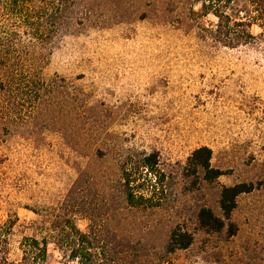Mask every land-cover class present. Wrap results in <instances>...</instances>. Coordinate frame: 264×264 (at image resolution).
I'll list each match as a JSON object with an SVG mask.
<instances>
[{
	"label": "rangeland",
	"instance_id": "obj_1",
	"mask_svg": "<svg viewBox=\"0 0 264 264\" xmlns=\"http://www.w3.org/2000/svg\"><path fill=\"white\" fill-rule=\"evenodd\" d=\"M27 6L0 8V258L36 264L28 238L46 264H264V39L219 45L192 0ZM204 146L224 176L194 186L187 161ZM241 183L255 191L237 234L201 230L199 211L222 217V189ZM176 227L194 243L168 254Z\"/></svg>",
	"mask_w": 264,
	"mask_h": 264
},
{
	"label": "trees",
	"instance_id": "obj_2",
	"mask_svg": "<svg viewBox=\"0 0 264 264\" xmlns=\"http://www.w3.org/2000/svg\"><path fill=\"white\" fill-rule=\"evenodd\" d=\"M32 0H0V8H5L8 12L10 7L16 8L18 5L26 7ZM195 5L200 6L199 11L191 10L195 18H205L212 15L216 18L217 23L209 32L219 45L237 49L242 46L252 44L259 38L264 39V0H192ZM75 6V5H74ZM30 23L29 15L25 18ZM258 26L262 33L254 36L251 28ZM4 38H0V49L5 47ZM2 47V48H1ZM0 89H3L0 83ZM213 152L208 147L196 149L187 161L186 177L193 178V185L197 186V181H203L208 184L215 183L224 176L219 169L212 167ZM153 155L145 158L148 167L155 165ZM126 173V172H125ZM130 176L125 174L123 198L128 205H135L138 199L131 187ZM255 191L253 184L241 183L232 187H224L220 194L219 207L222 217H218L209 208H202L197 215V223L201 230L208 234L221 233L228 230V235L234 237L237 234L236 226L231 222L234 212L238 208V199L243 195L252 194ZM12 222V221H10ZM11 223H6L0 227V242L4 234L10 232ZM46 241V240H44ZM24 245V262L35 261L36 264H46L47 245L42 244L36 239H26ZM194 243V236L176 227L171 232L170 240L167 245V253L175 254L180 251H186ZM8 252V249L5 252ZM6 255V254H5ZM35 256V257H34ZM0 264H11L7 257L0 258Z\"/></svg>",
	"mask_w": 264,
	"mask_h": 264
}]
</instances>
